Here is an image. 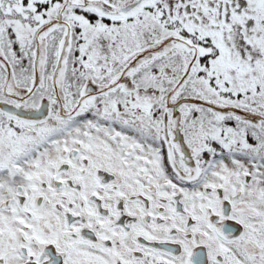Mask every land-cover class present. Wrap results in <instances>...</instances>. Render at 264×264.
Returning a JSON list of instances; mask_svg holds the SVG:
<instances>
[{"label":"snow or ice","instance_id":"obj_1","mask_svg":"<svg viewBox=\"0 0 264 264\" xmlns=\"http://www.w3.org/2000/svg\"><path fill=\"white\" fill-rule=\"evenodd\" d=\"M0 264H264V0H0Z\"/></svg>","mask_w":264,"mask_h":264}]
</instances>
